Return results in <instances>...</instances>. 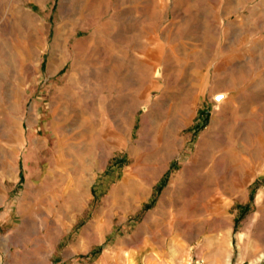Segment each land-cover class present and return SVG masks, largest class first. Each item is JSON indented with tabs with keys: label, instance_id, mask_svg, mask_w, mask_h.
Listing matches in <instances>:
<instances>
[{
	"label": "rangeland",
	"instance_id": "obj_1",
	"mask_svg": "<svg viewBox=\"0 0 264 264\" xmlns=\"http://www.w3.org/2000/svg\"><path fill=\"white\" fill-rule=\"evenodd\" d=\"M149 261L264 264V0H0V264Z\"/></svg>",
	"mask_w": 264,
	"mask_h": 264
},
{
	"label": "bare ground",
	"instance_id": "obj_2",
	"mask_svg": "<svg viewBox=\"0 0 264 264\" xmlns=\"http://www.w3.org/2000/svg\"><path fill=\"white\" fill-rule=\"evenodd\" d=\"M72 34V33H71ZM52 49V48H51ZM125 135V134H124ZM151 258V257H150ZM156 259V258H155ZM157 260V259H156ZM157 261H160V260H157ZM150 262V264L151 263H153V262H151V261H149ZM158 263V262H157ZM165 263V262H164ZM159 264V263H158ZM162 264H163V262H162Z\"/></svg>",
	"mask_w": 264,
	"mask_h": 264
}]
</instances>
